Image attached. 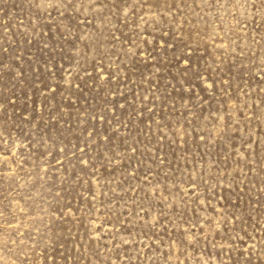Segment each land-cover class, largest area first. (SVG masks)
Segmentation results:
<instances>
[{
    "label": "rangeland",
    "instance_id": "374dc122",
    "mask_svg": "<svg viewBox=\"0 0 264 264\" xmlns=\"http://www.w3.org/2000/svg\"><path fill=\"white\" fill-rule=\"evenodd\" d=\"M0 264H264V0H0Z\"/></svg>",
    "mask_w": 264,
    "mask_h": 264
}]
</instances>
